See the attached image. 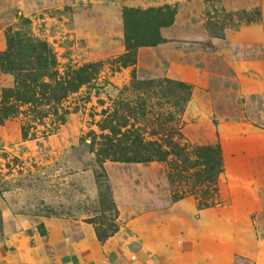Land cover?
<instances>
[{"label":"rangeland","instance_id":"obj_1","mask_svg":"<svg viewBox=\"0 0 264 264\" xmlns=\"http://www.w3.org/2000/svg\"><path fill=\"white\" fill-rule=\"evenodd\" d=\"M1 56L0 264L120 229L143 264H264V0H0Z\"/></svg>","mask_w":264,"mask_h":264},{"label":"crops","instance_id":"obj_2","mask_svg":"<svg viewBox=\"0 0 264 264\" xmlns=\"http://www.w3.org/2000/svg\"><path fill=\"white\" fill-rule=\"evenodd\" d=\"M141 222L146 219L140 218ZM121 229L112 237L108 238L102 245L96 242L78 243L76 247L85 264H143L149 255L148 245L144 242L138 251H128ZM151 250V249H150Z\"/></svg>","mask_w":264,"mask_h":264},{"label":"trees","instance_id":"obj_3","mask_svg":"<svg viewBox=\"0 0 264 264\" xmlns=\"http://www.w3.org/2000/svg\"><path fill=\"white\" fill-rule=\"evenodd\" d=\"M164 10H168L167 6L164 7ZM157 15H154L152 13V11H144L142 12L141 14L144 16V17H147V18H158L160 20H162L164 17V13H163V9H159L156 11ZM242 14L246 15L247 17H245V22H253V21H259L260 18H261V13L258 9H254V10H251V11H242L241 12ZM140 40L137 41L135 40L127 31H126V34H125V37H124V43H125V47H126V50L128 51V55H130L131 57L133 56V53H134V50L136 47L138 46H154L156 45L157 43L155 41H148V40H142L141 38H139ZM17 44V48L20 47L21 43H15L13 41L12 38L8 37V50H11L13 48H15ZM45 48V46H44ZM48 57V55H47ZM1 58V66H3V59H2V56L0 57ZM49 58H50V55H49ZM132 61V60H131ZM134 63V60L133 62ZM180 86H182L183 88L185 86V84L179 82ZM188 92V91H187ZM187 96H189V93L187 94ZM154 154V156L161 160L164 158V156L166 155L163 151H161L160 149H150ZM209 152H211L212 154H208ZM172 153H174L175 155L179 156L181 155L180 153V149H176V148H172ZM201 158H202V164L205 166V174L207 175L206 177V180L208 182H213L214 181V178L217 174L221 173V169H220V158H219V154H218V151H214V150H211V149H203L201 152H200V155H199ZM183 160L184 161H187L186 158H184L182 156ZM117 230H114V232H116ZM100 241H103L101 238H99Z\"/></svg>","mask_w":264,"mask_h":264}]
</instances>
